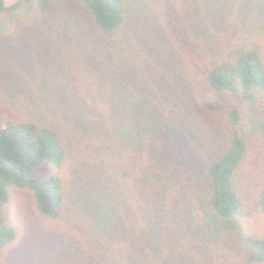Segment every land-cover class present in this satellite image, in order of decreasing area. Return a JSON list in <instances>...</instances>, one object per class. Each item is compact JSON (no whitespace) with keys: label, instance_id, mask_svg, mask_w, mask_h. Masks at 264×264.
Returning a JSON list of instances; mask_svg holds the SVG:
<instances>
[{"label":"trees","instance_id":"1","mask_svg":"<svg viewBox=\"0 0 264 264\" xmlns=\"http://www.w3.org/2000/svg\"><path fill=\"white\" fill-rule=\"evenodd\" d=\"M165 1L159 0L163 8ZM248 2L256 1L172 0L179 25L166 23L172 44L168 52L157 58L146 47H154L148 39L145 45L134 40L152 62L158 59L182 72L173 80L186 88V95L173 104L167 93L151 101L129 93L122 69L110 77L94 70L98 76L95 91L87 95L90 100L76 94L74 99L41 98L25 113L2 117L0 252L14 239L1 208L16 188L30 191L36 210L53 222L66 215L68 204L79 210L72 213L89 206L91 223L112 229L114 264H227L222 247L211 237L248 215L233 185L248 152L241 107L262 105L260 112L264 110V35L254 29L257 16H250ZM25 4L34 5L44 18L49 0L8 5L0 0V17ZM80 5L90 19L92 37L102 40L123 28L124 0H80ZM253 11L261 13L256 5ZM223 95L235 99L221 124L225 145L202 165L197 153L184 155L183 150L192 149L186 136H195L185 119L200 122L202 104ZM42 166L49 173L38 179ZM188 177L195 183L206 179L208 186L198 190ZM250 210L264 214V186ZM243 241L252 249L248 264L264 259V234Z\"/></svg>","mask_w":264,"mask_h":264},{"label":"rangeland","instance_id":"2","mask_svg":"<svg viewBox=\"0 0 264 264\" xmlns=\"http://www.w3.org/2000/svg\"><path fill=\"white\" fill-rule=\"evenodd\" d=\"M14 1L4 0L6 5ZM124 1L127 13L123 28L117 34L102 36V40L91 36L90 19L82 10L80 0H49L44 18L30 4H25L15 14L2 15L0 124L5 115L25 113L24 110L32 105H39L41 98L54 101V97L58 99L67 95L68 99H74L79 95L90 100L87 95L95 91L93 84L98 76L94 70L109 77L117 69L124 70L123 87L141 99L146 97L151 101L158 99L159 93H167L173 104L174 100L186 95V88L182 90L178 81L173 80L181 71L158 59L152 62L134 42L139 39L145 45L144 40L148 39L155 49L146 47L155 52L157 58L169 48L168 45H172L164 29L166 23L179 25L175 20L178 14L173 9L172 0H166L164 8L159 5V0ZM255 1L253 5L248 2L250 6L249 9L247 6V11L252 9L250 16H257L254 29L262 30L264 35V0ZM255 5L261 13L253 11ZM129 34H132V38ZM153 36L158 40V45L154 44ZM262 43L264 50L263 39ZM88 69L91 70L89 77ZM234 100L232 95L212 99L200 107V122L195 118L185 119L186 123L192 125L189 131L195 136H186L192 149L183 150L184 155L187 152L197 153L203 165L222 151L225 138L221 124L230 102ZM262 107H241L248 152L237 169L233 185L241 198L243 211H248V215L220 236L214 237L211 233L213 243L222 247L227 264H248L252 249L244 243L243 237H261L264 234V214L250 210L257 191L264 186ZM211 111L212 115L209 114ZM202 121L207 122L203 124ZM204 125H216L217 128L208 130ZM84 149L87 150L86 147ZM184 159L191 161V158ZM48 173L49 167L42 166L36 176L41 179ZM188 181L199 187L198 190L208 186L203 178L197 184L189 177ZM70 207L68 204L66 215L53 222L36 210L30 191L12 188L1 214L13 227L14 239L1 250L0 264H114L115 258L110 251L112 229L94 226L89 220V212L92 213L89 206L83 208L82 213H72L71 210H79ZM213 243H209L210 246ZM252 264H264V259Z\"/></svg>","mask_w":264,"mask_h":264}]
</instances>
